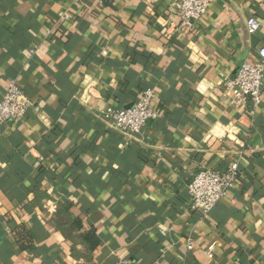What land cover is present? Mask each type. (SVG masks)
<instances>
[{"label": "crops", "instance_id": "obj_1", "mask_svg": "<svg viewBox=\"0 0 264 264\" xmlns=\"http://www.w3.org/2000/svg\"><path fill=\"white\" fill-rule=\"evenodd\" d=\"M174 1L0 0V100L32 102L0 124V264H264V86L251 116L222 85L264 47V0H210L192 29ZM149 87L140 132L99 119ZM205 166L239 174L201 216Z\"/></svg>", "mask_w": 264, "mask_h": 264}, {"label": "built area", "instance_id": "obj_2", "mask_svg": "<svg viewBox=\"0 0 264 264\" xmlns=\"http://www.w3.org/2000/svg\"><path fill=\"white\" fill-rule=\"evenodd\" d=\"M103 0H100L102 3ZM210 0H175L168 10L175 12L180 24L192 29L194 24L206 14ZM61 19L68 20L63 14ZM261 23L249 16L246 20L248 34L255 33ZM224 94L233 107H244L253 116L262 102L264 86V47L257 50V59L253 62L244 61L233 77L222 81ZM154 88H146L136 97L132 107H117L102 109L99 119L110 128L120 133H137L145 126L146 121L157 114L153 106ZM32 106L31 100L25 95L16 81H11L5 88L0 100V124L20 121ZM237 166L225 170L212 167H202L190 178L186 193L190 198L191 210L206 216L209 211L235 186L238 178ZM161 234L165 231L159 229ZM210 254V250L206 251ZM116 264H134L127 258H119ZM153 264H161L159 261Z\"/></svg>", "mask_w": 264, "mask_h": 264}, {"label": "trees", "instance_id": "obj_3", "mask_svg": "<svg viewBox=\"0 0 264 264\" xmlns=\"http://www.w3.org/2000/svg\"><path fill=\"white\" fill-rule=\"evenodd\" d=\"M94 229L92 228V229H90V230H88L87 232H85L84 233V237H85V239H88V240H91V238L93 239L94 238ZM21 234L22 233H18V235H19V241H20V243H22V241H21ZM21 246H23L22 244H21Z\"/></svg>", "mask_w": 264, "mask_h": 264}, {"label": "water", "instance_id": "obj_4", "mask_svg": "<svg viewBox=\"0 0 264 264\" xmlns=\"http://www.w3.org/2000/svg\"><path fill=\"white\" fill-rule=\"evenodd\" d=\"M133 106V104H131L130 106H128V107H125V108H130V107H132Z\"/></svg>", "mask_w": 264, "mask_h": 264}]
</instances>
